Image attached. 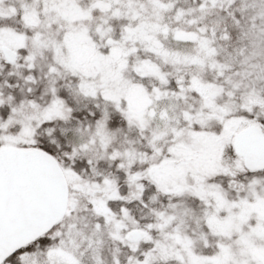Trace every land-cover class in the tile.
Wrapping results in <instances>:
<instances>
[{"label":"snow or ice","instance_id":"6c2138e0","mask_svg":"<svg viewBox=\"0 0 264 264\" xmlns=\"http://www.w3.org/2000/svg\"><path fill=\"white\" fill-rule=\"evenodd\" d=\"M0 264H264V0H0Z\"/></svg>","mask_w":264,"mask_h":264}]
</instances>
